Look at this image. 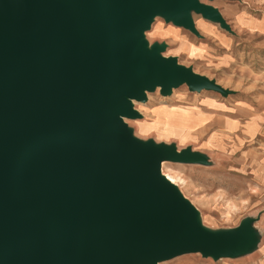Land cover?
I'll return each instance as SVG.
<instances>
[{"label": "water", "instance_id": "95a60500", "mask_svg": "<svg viewBox=\"0 0 264 264\" xmlns=\"http://www.w3.org/2000/svg\"><path fill=\"white\" fill-rule=\"evenodd\" d=\"M211 1V0H207ZM200 0H0V264H156L239 251L248 231L202 230L160 174L194 158L141 144L124 118L156 87L227 96L142 38L151 17L197 34Z\"/></svg>", "mask_w": 264, "mask_h": 264}, {"label": "rangeland", "instance_id": "374dc122", "mask_svg": "<svg viewBox=\"0 0 264 264\" xmlns=\"http://www.w3.org/2000/svg\"><path fill=\"white\" fill-rule=\"evenodd\" d=\"M200 2L219 11L227 28L191 12L195 35L154 15L142 41L148 49L163 46L162 57H174L230 93L191 92L182 84L165 96L154 88L135 103L139 116L124 121L136 142L194 155L162 167L199 214L201 228L213 234L248 231L232 256L188 251L160 264H264V35L244 26L260 11L255 0Z\"/></svg>", "mask_w": 264, "mask_h": 264}, {"label": "crops", "instance_id": "0c3cea01", "mask_svg": "<svg viewBox=\"0 0 264 264\" xmlns=\"http://www.w3.org/2000/svg\"><path fill=\"white\" fill-rule=\"evenodd\" d=\"M257 3H256V8L258 9L259 8V13L256 14L255 17L251 16V17H248V18H251L252 21L248 24H244V26H246L248 29L252 30L254 33H257L258 35L259 34H262L264 35V0H255ZM245 16V15H244ZM238 17H243V14L242 16H238ZM254 20V21H253ZM211 27V26H210ZM216 31L213 32V34L215 35ZM205 34H208V35H212L210 33H205ZM221 35V34H219ZM217 37V36H215ZM228 39L226 38V41ZM163 172H164V169H163ZM165 173V172H164ZM167 176V175H166ZM168 179L171 181V182H174L169 176H168ZM175 183V182H174ZM177 183V182H176ZM264 256V255H263ZM263 256L259 257V260L263 258ZM258 264H261L260 262Z\"/></svg>", "mask_w": 264, "mask_h": 264}, {"label": "bare ground", "instance_id": "6f19581e", "mask_svg": "<svg viewBox=\"0 0 264 264\" xmlns=\"http://www.w3.org/2000/svg\"><path fill=\"white\" fill-rule=\"evenodd\" d=\"M194 27H195V25H194ZM145 34V33H144ZM156 89H159V87H156L155 88V90ZM146 97H148V92H146ZM135 103H139V102H137V101H134V100H131L130 101V105H131V107L134 109V110H136L135 109ZM140 104V103H139ZM131 136V135H130ZM162 164H163V162L160 164V174H161V176L167 181V183L168 184H171V186L178 192V187L175 185V184H177L176 182L174 183V182H171L167 177H166V175H164L163 174V167H162ZM178 185V184H177ZM196 214H197V211H196ZM198 217H199V214H197V219H198ZM202 230H203V228H202ZM160 260H158L157 261V263L156 264H160V262H159Z\"/></svg>", "mask_w": 264, "mask_h": 264}]
</instances>
